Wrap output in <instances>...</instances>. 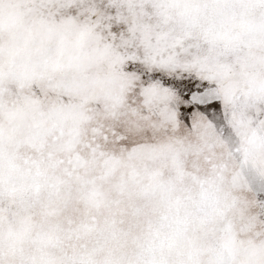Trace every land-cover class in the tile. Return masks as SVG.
I'll return each mask as SVG.
<instances>
[{"label":"rangeland","instance_id":"374dc122","mask_svg":"<svg viewBox=\"0 0 264 264\" xmlns=\"http://www.w3.org/2000/svg\"><path fill=\"white\" fill-rule=\"evenodd\" d=\"M0 264H264V0H0Z\"/></svg>","mask_w":264,"mask_h":264}]
</instances>
